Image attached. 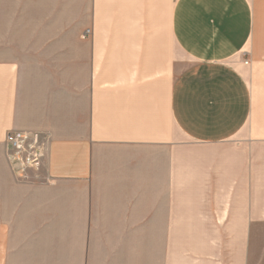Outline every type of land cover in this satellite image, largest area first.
Masks as SVG:
<instances>
[{
    "label": "crops",
    "instance_id": "1",
    "mask_svg": "<svg viewBox=\"0 0 264 264\" xmlns=\"http://www.w3.org/2000/svg\"><path fill=\"white\" fill-rule=\"evenodd\" d=\"M78 2L91 21L72 26L24 22L40 0H0V264H249L264 0ZM13 130L48 141L27 180L7 156ZM184 187L220 189L185 200ZM185 240L204 247L186 254Z\"/></svg>",
    "mask_w": 264,
    "mask_h": 264
},
{
    "label": "rangeland",
    "instance_id": "2",
    "mask_svg": "<svg viewBox=\"0 0 264 264\" xmlns=\"http://www.w3.org/2000/svg\"><path fill=\"white\" fill-rule=\"evenodd\" d=\"M40 14L38 17L36 16H24V22H39V23H57L64 24L68 23L73 25H77L80 23H87L91 21V17L82 16L80 14V3L77 1L73 2V9L71 16H64L62 14V5L63 0H40ZM56 8L54 11L51 8ZM49 7H51L49 9ZM54 12V14H49L50 12ZM90 31V32H88ZM92 29L88 28L86 35L92 34ZM186 62V61H185ZM220 187H184V198L185 200H197V199H215L219 193ZM204 241L198 240H185V251L186 254L193 253L192 250L201 249L204 247ZM207 242V241H206ZM211 245L214 242V247L217 252L220 250H224L227 253L229 249L233 246V240L220 239L216 241H209ZM207 246V245H206ZM249 264H264V224H255L252 227L251 231V239L249 240Z\"/></svg>",
    "mask_w": 264,
    "mask_h": 264
},
{
    "label": "built area",
    "instance_id": "3",
    "mask_svg": "<svg viewBox=\"0 0 264 264\" xmlns=\"http://www.w3.org/2000/svg\"><path fill=\"white\" fill-rule=\"evenodd\" d=\"M5 140L10 164L23 180L29 178L32 170L41 169L48 149L46 137L36 131L13 130L7 133Z\"/></svg>",
    "mask_w": 264,
    "mask_h": 264
}]
</instances>
